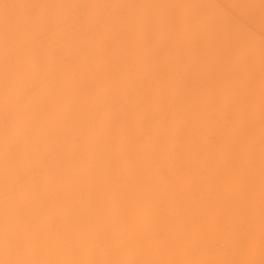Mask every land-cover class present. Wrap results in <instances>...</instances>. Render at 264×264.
<instances>
[{
    "label": "bare ground",
    "instance_id": "bare-ground-1",
    "mask_svg": "<svg viewBox=\"0 0 264 264\" xmlns=\"http://www.w3.org/2000/svg\"><path fill=\"white\" fill-rule=\"evenodd\" d=\"M0 264H264V0H0Z\"/></svg>",
    "mask_w": 264,
    "mask_h": 264
}]
</instances>
